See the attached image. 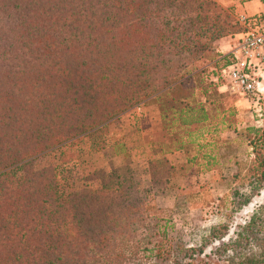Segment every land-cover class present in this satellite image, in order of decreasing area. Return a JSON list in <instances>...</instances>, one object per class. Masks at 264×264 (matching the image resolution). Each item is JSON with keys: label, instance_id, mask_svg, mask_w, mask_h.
<instances>
[{"label": "trees", "instance_id": "trees-1", "mask_svg": "<svg viewBox=\"0 0 264 264\" xmlns=\"http://www.w3.org/2000/svg\"><path fill=\"white\" fill-rule=\"evenodd\" d=\"M208 5L229 10L214 0H0V264L129 263L121 243L134 233L123 223L136 218L126 211L143 214L138 207L152 199L138 190L130 165L93 190L63 194L61 183L70 178L67 164L84 153L112 144L124 152V135L108 130L140 105L160 113L159 124L145 129L158 144L147 166L154 178L162 166L173 170L165 155L188 153L235 114L222 110L228 116L216 120L208 108L211 87L219 91L214 79L232 62L206 44L221 36L215 25L206 30L207 13L194 11ZM245 131L258 192L264 129ZM55 153L59 165L46 160ZM256 217L248 232L261 226ZM155 247L149 256L159 263L190 264L168 259L170 246Z\"/></svg>", "mask_w": 264, "mask_h": 264}, {"label": "rangeland", "instance_id": "rangeland-1", "mask_svg": "<svg viewBox=\"0 0 264 264\" xmlns=\"http://www.w3.org/2000/svg\"><path fill=\"white\" fill-rule=\"evenodd\" d=\"M208 6L194 11L200 17L207 13L209 17H202L206 30L215 25L221 36L214 40L207 38L206 44L212 47L213 55L230 54V51L221 53L219 45L241 33V22L232 8L215 10ZM228 22L231 26H226ZM197 33L204 35L199 30ZM260 89L259 101L250 100L248 107L239 112L235 102L240 96L211 87L209 101L213 104L208 108L215 119L227 117L228 112L221 111L229 108L235 114L225 118L223 126L226 128L220 126L210 134L207 130L202 138L190 143L188 153L171 161L173 170L162 166L154 178L143 156L132 158L135 184L140 192L146 190L152 199L138 207L143 214L133 208L126 211L136 218L130 224L126 220L123 223L126 230L134 233L121 243V253L128 264H168V261L159 263L149 256L155 253L156 245L163 244L171 247L168 259H182L190 264H256L264 258V186L258 192L251 190L253 153L245 131L251 126L264 129V79ZM121 126V122L113 124L108 131H113V137L121 138L124 135ZM141 126L148 128L149 125L144 121ZM197 145H202L200 151ZM188 157L192 158L191 162ZM58 158L55 153L46 160L59 165ZM81 162L82 156L67 164L70 178L61 183L63 194L93 190L111 175V171L84 169ZM41 164L44 160L38 163ZM144 205L147 208H142ZM254 215L258 217L255 222L261 226H253L252 232H248V224L254 222ZM132 216L129 214L127 218ZM143 255L150 258L146 260Z\"/></svg>", "mask_w": 264, "mask_h": 264}, {"label": "crops", "instance_id": "crops-1", "mask_svg": "<svg viewBox=\"0 0 264 264\" xmlns=\"http://www.w3.org/2000/svg\"><path fill=\"white\" fill-rule=\"evenodd\" d=\"M218 5L225 9L232 8L236 18L250 17L260 13H264V0H248L240 2V0H214ZM232 41V42H231ZM233 39L226 40L220 43V52L228 53L232 47ZM250 100L238 97L235 102L236 108L242 112L243 108L248 107ZM144 121L151 127H156L160 122V113L154 105H140L136 109L126 113L120 119L122 128L124 130L123 146L125 151L116 153L114 145H108L106 148L97 153L82 154V167L90 171L104 170L112 171L115 168H121L130 165L132 168V158L143 156L146 167L148 166L149 156L153 154L158 144L148 142L146 140L145 127L141 126ZM124 122V124H123ZM127 123V127L126 124ZM185 154L183 151H175L171 154L165 155L170 162L176 157ZM143 161V160H142ZM143 163V164H144ZM172 163V162H171ZM174 164V163H172Z\"/></svg>", "mask_w": 264, "mask_h": 264}, {"label": "built area", "instance_id": "built-area-1", "mask_svg": "<svg viewBox=\"0 0 264 264\" xmlns=\"http://www.w3.org/2000/svg\"><path fill=\"white\" fill-rule=\"evenodd\" d=\"M245 29L233 40L232 62L214 81L220 92H232L253 102L260 99L264 77V13L241 17Z\"/></svg>", "mask_w": 264, "mask_h": 264}]
</instances>
